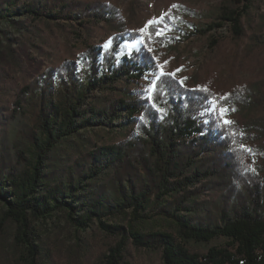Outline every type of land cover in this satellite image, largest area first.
I'll return each mask as SVG.
<instances>
[{"label":"trees","instance_id":"16d2710c","mask_svg":"<svg viewBox=\"0 0 264 264\" xmlns=\"http://www.w3.org/2000/svg\"><path fill=\"white\" fill-rule=\"evenodd\" d=\"M261 2L184 12L196 22L168 15L171 31L158 37L153 25L149 38L102 0H0V251L15 264H43L37 225L62 216L77 232L96 226L113 240L98 264H131L130 249L160 254L162 264H264V77L224 102L235 109L227 131L206 111L218 97L210 90L165 73L152 98L144 91L160 74L152 46L171 49L192 32L219 47L211 33L227 29L238 46L247 41L245 53L264 52ZM52 28L76 41L105 29L110 46L89 44L18 82L4 66L20 72L17 50H41ZM163 222L176 236L155 230ZM79 242L75 264L91 245Z\"/></svg>","mask_w":264,"mask_h":264},{"label":"rangeland","instance_id":"374dc122","mask_svg":"<svg viewBox=\"0 0 264 264\" xmlns=\"http://www.w3.org/2000/svg\"><path fill=\"white\" fill-rule=\"evenodd\" d=\"M102 1L116 6L119 18L129 30L140 32L149 21L165 13L175 18L196 22V19L186 16L184 12L195 15L204 14L216 7L221 0ZM260 12L264 14V2H261ZM110 34L105 29H99L93 34L91 40L76 41L71 36L63 37L55 28H52L51 33L48 31L42 33L44 43H39L41 50L31 46L16 49L21 62L20 72L12 70L10 64L5 65L4 70L10 71L12 77L18 82L22 80L30 82L50 66L73 58L89 44L106 46ZM211 34L220 40L219 47L209 46V35L202 36L193 32L189 33L186 39L175 41L171 49L153 45L152 52L157 63V72L160 73L162 65L164 73H174L173 76L179 81L183 80V84L188 87H203L218 97L230 95L234 89L242 88L249 82L264 77V52L256 56L245 53L247 41L238 46L227 29H219ZM132 44L137 50L142 45V38ZM128 53H130L128 43H125L121 47L120 54ZM147 77L150 78L149 75ZM147 80L149 79H146L145 83ZM102 135L105 134L98 131L95 137L99 138ZM155 230H168L176 236L173 228L164 222L157 223ZM89 232L91 235L77 232L66 223L62 216L39 223L37 234L46 248L43 264H75L72 249H75L77 244L82 245L79 239L85 238L91 241V245L90 248H86L89 249L86 255H80L79 264H98L101 251L109 244H113V240L104 237L98 232L96 226H93ZM130 252L131 264H162L160 254L135 249H130ZM0 264H15V261L9 253L1 250Z\"/></svg>","mask_w":264,"mask_h":264},{"label":"snow or ice","instance_id":"6c2138e0","mask_svg":"<svg viewBox=\"0 0 264 264\" xmlns=\"http://www.w3.org/2000/svg\"><path fill=\"white\" fill-rule=\"evenodd\" d=\"M173 7H178V5H173ZM168 16L167 13L165 14H162L160 17L158 18H154L153 20L149 21L148 22V25L145 26L144 29H141L140 32L142 35L144 34H147L149 35V38L151 36V34L148 33V28L153 26V25H161V27H158L156 32H155V35L160 37V36H163L164 35V32L165 30L167 31H171V28L168 27V26H162V22L164 20V18ZM171 18V17H169ZM110 45H106V47H108ZM128 50L129 52L131 53L132 51H135L136 49L133 47V44L132 42H129L128 43ZM149 51H151V49H149ZM161 68V71H160V74L158 76L155 77V79H153L151 82H150V85L148 88H146L144 91L148 94V97L149 98H152L158 91V84L161 82V77H163L164 75H166L164 72H163V66L161 65L160 66ZM179 71V69L177 70ZM171 75H174L171 74ZM148 77L146 76V79ZM184 79H187V78H184ZM181 84H183V80L180 81ZM201 91L203 92H208V89L206 88H203L201 87L200 88ZM229 98V94H225L224 96L222 97H212L210 100H207V108H206V111H208L209 113L215 115L218 120H219V127L222 128L223 130L227 131L232 125H234V121H231L229 119H227V114L230 112V111H235L234 108H228L227 106H225L224 102L227 101ZM158 111H161L163 112L164 110L163 109H157ZM141 119H143V117H141ZM232 137L234 138L236 135H240L241 137L243 136V133H236V132H232L231 133ZM233 143H235V140L233 139ZM239 149L242 150V151H245L251 155H255V153L253 152V150L249 147H247L246 145H243V144H240L239 146ZM233 151H236L235 149H233ZM253 163H255V161H253ZM250 170L252 171H255L254 168H250Z\"/></svg>","mask_w":264,"mask_h":264}]
</instances>
